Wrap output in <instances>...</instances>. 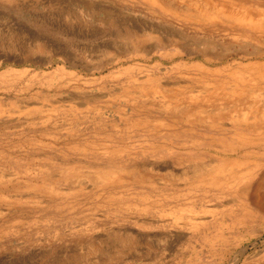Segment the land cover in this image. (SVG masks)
<instances>
[{
	"label": "rangeland",
	"instance_id": "obj_1",
	"mask_svg": "<svg viewBox=\"0 0 264 264\" xmlns=\"http://www.w3.org/2000/svg\"><path fill=\"white\" fill-rule=\"evenodd\" d=\"M160 1L0 0V264H264V0Z\"/></svg>",
	"mask_w": 264,
	"mask_h": 264
},
{
	"label": "bare ground",
	"instance_id": "obj_2",
	"mask_svg": "<svg viewBox=\"0 0 264 264\" xmlns=\"http://www.w3.org/2000/svg\"><path fill=\"white\" fill-rule=\"evenodd\" d=\"M7 1V0H6ZM22 1V0H21ZM150 1H152V0H150ZM153 1H155V0H153ZM160 1V0H159ZM161 2V1H160ZM221 2V1H220ZM22 3V2H21ZM155 3V2H154ZM1 4V3H0ZM19 4V3H18ZM57 4V3H56ZM153 4V3H152ZM156 4V3H155ZM43 5V4H42ZM156 5H158V4H156ZM202 7H199V6H197L196 5V3H190L189 5H187L186 6V10H194V11H192V15H187V14H185V16H188V17H190V18H196V19H214V20H216V18H220V19H224L225 18V20L226 19H230V20H233L234 22L235 21H238L237 23H241V22H245L246 24L248 23L249 25H251L252 27H254V28H258V29H261V30H264V19H263V21L262 22H260V23H253L250 19H248V18H245V16H243V17H241V16H238V15H233V14H231V12L230 13H227L226 11L224 12V11H220L219 9H217V10H214V9H216L217 7L216 6H214V5H211V3H208L207 1H204L202 4ZM60 6V5H59ZM59 6H58V8H59ZM87 6V5H86ZM159 6H160V4H159ZM91 7V6H90ZM88 9V8H87ZM122 9V8H121ZM200 9V10H199ZM65 11H66V9H64ZM106 10V9H105ZM113 10V9H112ZM111 10V11H112ZM117 11V10H116ZM196 11V12H195ZM115 12V11H114ZM58 13V12H57ZM88 14V13H87ZM121 14V13H120ZM177 14V13H176ZM181 14V13H180ZM64 15H65V12H64ZM115 15V14H114ZM122 15H123V13H122ZM183 15V14H182ZM55 16H56V14H55ZM104 17V16H103ZM105 17H108V16H105ZM109 18V17H108ZM50 19V18H49ZM107 19V18H106ZM124 19V18H123ZM262 19V18H261ZM101 20H102V18H101ZM100 20V21H101ZM114 20L115 21H117V18L116 17H114ZM119 20V19H118ZM219 20V19H218ZM47 21V20H46ZM99 21V20H98ZM103 21V20H102ZM127 21V20H126ZM104 22V21H103ZM102 22V23H103ZM105 22L107 23V20H105ZM106 23H104V24H106ZM115 23V22H114ZM245 24V25H246ZM248 26V25H247ZM123 28V27H122ZM121 28V29H122ZM253 28V29H254ZM155 29V28H154ZM115 30H117V29H115ZM123 31V30H122ZM133 31V30H132ZM158 31V30H157ZM120 32V31H119ZM154 32V31H153ZM172 34V33H171ZM176 35V34H175ZM122 36H124V35H122ZM179 37V36H178ZM150 38V37H149ZM180 39H181V36L179 37ZM148 39V38H147ZM179 39V40H180ZM142 40V39H141ZM33 41V40H32ZM174 41V40H173ZM128 42V41H127ZM135 42V41H134ZM129 43H131V42H129ZM175 43V42H174ZM202 43V42H201ZM200 43V44H201ZM141 45V44H140ZM199 45V44H198ZM204 45V44H203ZM207 45V44H206ZM209 45V44H208ZM142 46V45H141ZM210 46V45H209ZM131 47V46H130ZM135 48V47H134ZM154 48V47H153ZM204 48V47H203ZM201 49H202V47H201ZM200 49V50H201ZM211 49V48H210ZM209 49V50H210ZM136 50V49H135ZM204 50V49H203ZM133 51V50H132ZM128 53V52H127ZM198 53V52H197ZM199 53H201L202 55H203V53L200 51ZM67 54V53H66ZM189 54V53H188ZM7 57V56H6ZM94 59V58H93ZM243 68V67H242ZM257 71V70H256ZM241 72V71H240ZM237 74V73H236ZM258 74H259V72H258ZM256 76H257V74H255ZM261 75V74H260ZM233 76V75H232ZM259 76V75H258ZM233 79V78H232ZM245 80V79H244ZM246 82V81H245ZM260 82V81H259ZM239 83V82H238ZM237 83V84H238ZM254 83V82H253ZM248 86V85H247ZM233 87V86H232ZM240 92H242V91H240ZM253 92V91H252ZM257 92V91H256ZM256 92H254V93H256ZM222 93V92H221ZM258 93H259V91H258ZM231 94V93H230ZM259 94H261V92L259 93ZM241 97V96H240ZM258 98V97H257ZM264 107V106H263ZM249 108V107H248ZM254 108V107H253ZM252 108V109H253ZM249 110V109H248ZM243 114V113H242ZM244 115H245V113H244ZM251 115V114H250ZM250 115H247V116H250ZM251 116H253V115H251ZM257 116V115H256ZM260 117L261 118H264V112H262V113H260ZM247 118V117H246ZM253 118V117H252ZM255 118V117H254ZM243 119H244V116H243ZM249 120V119H248ZM253 121V120H252ZM255 121V120H254ZM253 121V122H254ZM246 123V122H245ZM255 124V123H254ZM247 127V126H246ZM252 128V127H251ZM256 128V127H255ZM259 129H262V128H259ZM252 130V129H251ZM219 163V162H218ZM214 166V165H213ZM221 166V165H220ZM212 167V166H211ZM223 167V166H222ZM221 167V169H223ZM234 167V166H233ZM211 169V168H210ZM208 170V169H207ZM197 171V170H196ZM221 172V171H220ZM102 173V172H101ZM194 173V172H193ZM210 174H211V172H209ZM218 173V172H217ZM227 173V172H226ZM106 174V173H105ZM195 174V173H194ZM204 174H205V172H204ZM203 175V174H202ZM219 175V174H218ZM223 175V174H222ZM193 177H194V175H192ZM221 176V175H220ZM223 176H225V174L223 175ZM196 178H197V176H195ZM259 187V186H258ZM258 198V197H257ZM256 200V199H255Z\"/></svg>",
	"mask_w": 264,
	"mask_h": 264
}]
</instances>
